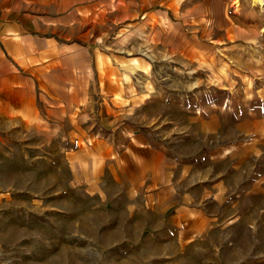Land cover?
<instances>
[{
    "label": "rangeland",
    "instance_id": "rangeland-1",
    "mask_svg": "<svg viewBox=\"0 0 264 264\" xmlns=\"http://www.w3.org/2000/svg\"><path fill=\"white\" fill-rule=\"evenodd\" d=\"M254 7L0 0V264H264V99L215 87L264 90Z\"/></svg>",
    "mask_w": 264,
    "mask_h": 264
},
{
    "label": "bare ground",
    "instance_id": "bare-ground-1",
    "mask_svg": "<svg viewBox=\"0 0 264 264\" xmlns=\"http://www.w3.org/2000/svg\"><path fill=\"white\" fill-rule=\"evenodd\" d=\"M253 1L258 4V7H254V9L257 11V8H258L257 12L260 11L259 13H261L263 15V13H264V0H253ZM259 13L253 14L252 19L254 22H253V24H250L249 26H244L243 24L236 23L235 21H232V20H231L232 22L230 23V21H228V19L222 18L220 21L215 23V31H217V32L219 31V33H221V31H223L222 32L223 37L225 38L226 41L231 43L232 46H234V44H239V46L241 47L242 45H247V44H250L253 42L255 43L257 41L256 39H258V37L262 36L261 32L264 31V17ZM260 28H261V30H260ZM165 41H167L169 44L171 43L170 40H168V39H165ZM221 57H222L221 61L215 63V66H217L218 64H220L222 66L219 78L217 77L215 79V87H217V86H220V87L223 86L224 87L226 84L227 85L226 87H229V89L231 91L230 100L233 101L235 97L238 98L240 95V91L238 89V86L234 87V85H236V83H237V79H240V81L242 83H245V84H246V82L248 83L247 84L248 89L251 91V96H252V99L249 100L250 103H254L255 98H258V100L264 99V93H263L264 90L255 91L256 85L260 82V80H258V79L253 80L250 78L246 79V77H245L247 75L246 74L247 71L253 72V70L250 68L249 64L244 66L243 64H241V62H243V61H241L240 57L237 55H234V54L227 56L228 60H225V56H221ZM227 112H228V110H227ZM248 115L252 116V117H257V119H259V117H260V115H258L257 113H254V112L249 113ZM252 127L253 126L249 127V129H251Z\"/></svg>",
    "mask_w": 264,
    "mask_h": 264
},
{
    "label": "crops",
    "instance_id": "crops-1",
    "mask_svg": "<svg viewBox=\"0 0 264 264\" xmlns=\"http://www.w3.org/2000/svg\"><path fill=\"white\" fill-rule=\"evenodd\" d=\"M4 25H5V22H2V20H1L0 26H4ZM0 59H3V56L1 53H0ZM5 67H7V66L5 65ZM10 75H11V69L8 68V71L5 70L4 72L0 73V77L2 76L0 78V80H2L3 82H6V76H7V83L10 84Z\"/></svg>",
    "mask_w": 264,
    "mask_h": 264
}]
</instances>
